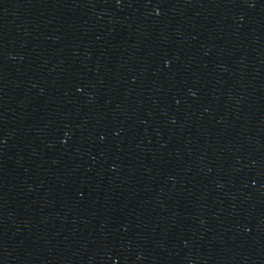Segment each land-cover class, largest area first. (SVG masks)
<instances>
[{"label": "water", "instance_id": "water-1", "mask_svg": "<svg viewBox=\"0 0 264 264\" xmlns=\"http://www.w3.org/2000/svg\"><path fill=\"white\" fill-rule=\"evenodd\" d=\"M0 264H264V0H0Z\"/></svg>", "mask_w": 264, "mask_h": 264}]
</instances>
